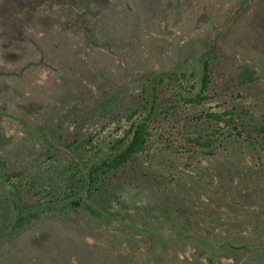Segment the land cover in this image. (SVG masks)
Returning <instances> with one entry per match:
<instances>
[{
    "label": "rangeland",
    "instance_id": "1",
    "mask_svg": "<svg viewBox=\"0 0 264 264\" xmlns=\"http://www.w3.org/2000/svg\"><path fill=\"white\" fill-rule=\"evenodd\" d=\"M126 2L128 8L116 0L109 2L105 19L109 24L111 20L118 24L135 23L124 35L127 38L118 37L117 41L111 38L105 28L107 23L104 29L100 28L101 23L96 24L98 19L95 20L92 12L93 6L100 7L102 0H86L83 11L78 9V15L69 18V30L61 34V26H53L49 39H54L55 48L50 49L47 59L50 73L37 77V85H32L34 88L29 90L23 86L38 76L34 70L38 61H25L14 67L15 73L18 70L19 75L21 73L17 79L4 76L18 86L0 91V146L5 151L22 155L36 152L42 146L43 131L54 129L59 121L75 112L74 107L80 109L83 104L90 103L92 97L99 99L106 95L110 98L132 70L198 69L200 58L208 51H216L228 62L217 71V80L223 81L224 87L230 85L229 72L232 70L240 72L241 81L257 78L255 83L236 89L237 101H231L230 105L244 106L248 101L258 105V112L249 118L242 116L240 121L246 120L245 125L252 117L261 118L264 114V13L257 11H262L263 0ZM31 3L34 1L24 0L17 9L7 0L4 8L0 7L5 17L14 19L18 33L26 27L32 14H37L30 9ZM68 9L69 5L63 4L57 10L55 21L58 25L64 24L59 21ZM117 15L121 20L116 21ZM3 22L8 20L3 19ZM32 23L29 31L33 34L41 22ZM23 30L27 40L30 33L28 29ZM37 34L40 41L46 37L40 31ZM95 34L99 38L96 42L83 38L84 35L95 38ZM30 39L31 36L28 41ZM78 41L94 55L84 60L89 68L83 65L82 69H76L83 56L87 57L79 53L80 49L75 50L74 44ZM37 44L43 48L40 42ZM39 56L44 58L47 54ZM5 67L10 71L7 65ZM93 67L100 68L95 80L93 73L87 71ZM103 67L105 70L101 69ZM106 69L109 79L105 78ZM242 95L246 98L242 99ZM260 139L264 142V135H260ZM239 145L226 143L215 154L209 152L188 161L191 164L188 180L182 179L177 187L178 206L171 214L150 213L142 207L106 227L79 217L43 226L42 235L25 237L7 245L11 240L9 228L7 233H0V264H197L200 255L197 246L205 250L199 264H204L202 259L208 261V258L213 259L209 264H220L227 259L222 257L226 252L245 258L244 240H234L240 244L237 250H232L234 246L221 248L220 240L225 243L239 236L240 227L231 226L232 223L250 221L249 234L261 236L264 241V152L252 157L253 152L249 151V155L246 151L248 147L243 143ZM4 194L15 199L14 193L0 179V196ZM198 238L210 244L193 240ZM248 242L258 244L259 240L244 243Z\"/></svg>",
    "mask_w": 264,
    "mask_h": 264
},
{
    "label": "trees",
    "instance_id": "2",
    "mask_svg": "<svg viewBox=\"0 0 264 264\" xmlns=\"http://www.w3.org/2000/svg\"><path fill=\"white\" fill-rule=\"evenodd\" d=\"M11 1L17 9L24 2ZM33 1L30 9L37 14H32L21 33H18L14 19L5 17L6 13L0 11V72H4L0 75L3 77L0 91L11 89L10 86L18 87L17 82H8L4 76L7 74L17 79L20 70L15 73L13 68L22 62L38 61L34 65L38 76L29 80L24 89L31 90L32 85L38 83L37 77L50 73L47 59L50 58V49L55 48L54 39H49L50 32L53 26H61L64 29L60 30L61 34L69 30V18L78 15V9L83 11L86 0ZM116 1L129 7L127 0ZM4 2L7 0H0V7ZM109 2L112 0H102L100 7L93 6L92 15L98 19L96 24L101 23L100 28H103L107 23L105 28L116 41L118 37L127 38L124 35L135 23L118 24L110 19L109 24L105 19ZM63 4L69 5V9L61 14L59 22L64 24L58 25L55 16ZM261 12L264 13V7L257 11ZM115 18L121 20L118 15ZM36 21L41 25L32 34L29 27ZM23 29L30 33L27 40ZM39 31L45 33L43 41L36 36ZM95 35V38H91L92 35L83 38L96 42L99 38ZM30 36L32 39L28 41ZM37 42L41 43L42 49ZM74 45L82 56L83 53L87 55L76 69H82L83 65L89 68L84 60L94 55L84 43L78 41ZM44 53L47 57L40 58L39 55ZM224 63L228 62L219 53L208 51L200 58L198 69L132 70L110 98L106 95L99 99L92 97L91 102L83 104L80 109L74 107L75 112L59 121L54 129L43 131L42 146L36 152L22 155L7 152L0 146V179L15 195L14 200L7 194L0 196V233L11 229V240L7 245L25 237L42 235L43 226L79 217L106 227L119 222L124 214L137 212L136 209L142 207L150 213L171 214L178 206L177 187L182 179L188 180L191 165L188 161L209 152L215 154L226 143L235 146L243 143L248 147L249 155V151L254 153L252 157L264 152V142L260 139V135H264V114L259 120L252 117L247 125L246 120L240 121L242 116L249 118L258 112V105L253 101L244 106L230 105L231 101H237L234 97L236 89L255 83L257 78L241 81L240 72L232 70L229 72L230 85L224 87L223 81L217 80V71ZM6 65L10 71L4 69ZM93 68L87 71L93 73L95 80L100 68ZM101 69L105 70L104 67ZM107 73L108 69L105 78L109 79ZM241 98L245 99L246 95ZM249 222L232 223L231 226L240 227L239 236L225 243L220 240L221 248L234 246L232 250H237L239 240L258 239L259 243L243 242L247 257L226 252L222 257L227 259L220 264H264V241L261 236L249 234ZM236 238L237 244L234 243ZM193 240L210 244L206 239ZM197 248L200 262L205 250ZM212 261V258L208 261L202 259L204 264Z\"/></svg>",
    "mask_w": 264,
    "mask_h": 264
}]
</instances>
